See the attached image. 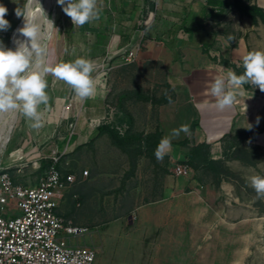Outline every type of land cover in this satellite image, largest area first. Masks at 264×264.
<instances>
[{
    "label": "rangeland",
    "instance_id": "374dc122",
    "mask_svg": "<svg viewBox=\"0 0 264 264\" xmlns=\"http://www.w3.org/2000/svg\"><path fill=\"white\" fill-rule=\"evenodd\" d=\"M243 1L264 9V0ZM26 3L27 0H0L8 10L5 19L10 23L7 31H0V43L8 49L15 50V41L26 39L18 33L23 27V18L15 14L16 9ZM39 3L58 29L43 41L46 45L43 66L51 68L57 61L58 43L69 29L70 17L57 0H39ZM38 7L33 4L37 15ZM244 17L240 18L239 31L246 47L239 66L234 69L237 75L244 72L245 55L251 51H264V23L258 19L254 24ZM42 31H47L43 23ZM100 74L107 92V104L117 111L116 122L119 123L118 117L124 113L133 116L132 133H145L156 127L159 107L168 104L170 99L174 100V93L168 86L151 85L133 63L121 64L117 68L105 66ZM141 84L155 104L138 99ZM239 91L243 95L237 96L238 116L231 132L217 144L210 145L211 158L216 164L210 166L198 161L195 167L189 164L191 170L186 178L191 188L187 191L205 194V202L197 206L198 212L194 211L190 220L207 223L208 229L193 230L194 241L198 240L193 246L195 256L190 262L176 264H264V197L257 195L250 181L254 175L264 176V92L250 83ZM32 123L19 109L0 111V174L8 171L15 183L34 186L54 153L64 154L61 159L64 173H75L73 166L78 164L83 173L89 170L82 167L83 163L95 158L96 167L89 170L88 178L93 173L96 180L78 179L61 208L74 223L90 228L89 234L73 238L71 242L93 248L97 253L95 264H137L138 256L132 249L128 250V246L129 241L138 240L140 233L135 228L125 234L119 233L118 221L111 222L102 233L98 223L104 219L126 218L129 211L141 202L156 200L162 191L165 175H174L176 165L188 164V160L183 161L184 155L175 147L170 153L174 160L168 155L163 160L147 154L138 155L137 168L132 172L129 155L118 147L113 153H107V146L102 145L95 156L93 144H89L86 153H70L67 150L73 138L70 128H64V124H51L47 117H42L43 127L39 129L32 128ZM124 125L128 130V124ZM102 135L107 136V143L112 142L108 134ZM74 194L79 196L73 197ZM179 220L184 218L178 217ZM160 233H156L154 239ZM138 264L154 263L139 261Z\"/></svg>",
    "mask_w": 264,
    "mask_h": 264
},
{
    "label": "crops",
    "instance_id": "0c3cea01",
    "mask_svg": "<svg viewBox=\"0 0 264 264\" xmlns=\"http://www.w3.org/2000/svg\"><path fill=\"white\" fill-rule=\"evenodd\" d=\"M98 7L101 9L98 20L79 26L69 19V29L58 43L57 61L51 65L55 68L61 62L77 58L94 61L97 66L93 74L95 95L81 99L71 86L51 72L45 77L49 101L41 105L39 111L51 124H64V128L72 130L73 138L67 147L70 153H86L92 139H95V156L102 145L107 146V153L116 149L112 142L105 141L108 140L106 135L98 136V128L107 114V92L100 72L107 63L111 68L128 65L122 53L138 48L133 63L136 68L151 85L169 86L174 93L172 102L159 107L156 127L145 134L159 130L162 137H166L183 124L190 126L189 134L181 132L172 139L166 154L171 160L174 159L170 153L175 147L186 161L195 146L215 145L231 132L238 116V98L231 109L221 111L215 107L211 86L217 77H226L228 69L234 71L245 52L246 42L241 40L239 31L242 15L235 8L234 0H98ZM147 18L149 23L142 25ZM184 141H187L186 146L181 145ZM94 160L83 163L82 167L92 170L96 167ZM80 166H73L75 173H64L61 163L60 171L64 178L75 174L81 181L96 180L93 173L90 179L83 176ZM181 179L167 173L156 200L141 202L126 218L101 220L98 223L101 232L116 221L120 222L117 230L121 234L135 228L140 235L138 240L129 241L128 250L137 254V264L139 261L154 264L192 261L194 242L198 243L197 238L194 241L193 230H206L208 224L193 222L190 218L194 211L198 212L197 206L205 202V194L187 191L191 184L187 178ZM75 186L72 184L64 191L58 212L74 225L84 226L67 218L66 211L61 209ZM75 195L79 196L74 194L73 197ZM98 213H102L100 207ZM178 217L184 220L177 221ZM159 231L160 236L154 239Z\"/></svg>",
    "mask_w": 264,
    "mask_h": 264
},
{
    "label": "clouds",
    "instance_id": "9594fccd",
    "mask_svg": "<svg viewBox=\"0 0 264 264\" xmlns=\"http://www.w3.org/2000/svg\"><path fill=\"white\" fill-rule=\"evenodd\" d=\"M64 13L71 18L73 25L82 26L100 18L101 9L98 0H57ZM38 5V13L33 9ZM66 5V6H65ZM7 8L0 4V31H7L10 23L5 19ZM16 16L22 17L23 27L18 33L26 38L16 40L15 50L8 49L0 43V111L17 110L33 121L31 127H43L41 105H47L46 74L51 72L55 77L66 82L81 99L90 98L96 93L94 73L97 66L94 61L77 58L74 61L59 63L55 68L43 66L46 54L45 38L52 32H58L54 21L48 17L39 0H27L22 8L16 9ZM47 31H42V23ZM229 39H232L229 37ZM244 72L237 75L228 69L226 77H217L211 86V95L216 98L215 107L221 111L231 109L238 95H243L245 84H252L264 92V51H251L243 57ZM259 119V118H258ZM190 133V126L183 124L173 129L170 136L163 137L157 146L155 156L163 160L172 146V139L180 133ZM251 186L258 196L264 197V176L254 175L250 178Z\"/></svg>",
    "mask_w": 264,
    "mask_h": 264
},
{
    "label": "built area",
    "instance_id": "2783aa9c",
    "mask_svg": "<svg viewBox=\"0 0 264 264\" xmlns=\"http://www.w3.org/2000/svg\"><path fill=\"white\" fill-rule=\"evenodd\" d=\"M148 23L149 18L141 22ZM139 50L124 51L123 60L134 63ZM106 67H110L108 63ZM106 108L101 125H110L124 135L127 127L116 122V109L108 104ZM63 155L54 153L49 158L34 186L15 183L8 171L0 174V264H95L93 248L71 242L89 234L90 228L74 225L58 212L64 191L78 180L75 174L64 178L60 171ZM190 170L188 164H177L174 175L186 178ZM82 175L89 176V171Z\"/></svg>",
    "mask_w": 264,
    "mask_h": 264
},
{
    "label": "trees",
    "instance_id": "16d2710c",
    "mask_svg": "<svg viewBox=\"0 0 264 264\" xmlns=\"http://www.w3.org/2000/svg\"><path fill=\"white\" fill-rule=\"evenodd\" d=\"M234 6L242 16H246L252 20L255 24L260 19L264 23V9L257 6L245 3L243 0H234ZM169 87V86H168ZM170 88V87H169ZM138 99L144 102H152L155 104V101L146 95L142 89H139ZM172 102L168 100L167 103ZM120 125L128 124V130L124 135H121L114 127L110 125H102L98 128L99 135L108 134L111 138L113 144L122 150L124 153L129 155L131 162V169L134 172L137 168V156L138 155H148L149 157L155 156V151L158 144L160 143L162 134L159 130H156L154 133L145 134V133H132V128L134 125V118L130 113L122 114V117H118ZM95 139L90 141V144H93ZM187 141L181 143L185 145ZM188 160V165L196 166L197 161L201 164H207L213 166L216 164V161L211 158V147L207 143H202L194 148H192L187 156L186 161Z\"/></svg>",
    "mask_w": 264,
    "mask_h": 264
},
{
    "label": "bare ground",
    "instance_id": "6f19581e",
    "mask_svg": "<svg viewBox=\"0 0 264 264\" xmlns=\"http://www.w3.org/2000/svg\"><path fill=\"white\" fill-rule=\"evenodd\" d=\"M41 1V0H40ZM35 8V7H34ZM38 12V11H37ZM14 39V38H13Z\"/></svg>",
    "mask_w": 264,
    "mask_h": 264
}]
</instances>
